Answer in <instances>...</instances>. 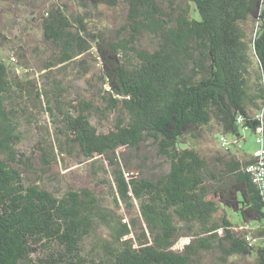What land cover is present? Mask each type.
<instances>
[{"label": "trees", "instance_id": "trees-1", "mask_svg": "<svg viewBox=\"0 0 264 264\" xmlns=\"http://www.w3.org/2000/svg\"><path fill=\"white\" fill-rule=\"evenodd\" d=\"M75 1L85 8L126 1L127 34L93 33L85 16L69 14L66 4L48 10L44 37L58 54L46 65L51 88H40L36 97L50 113L57 146L103 157L107 163L96 167L110 176L116 206L136 208L137 218L127 221L107 209L92 189L58 195L29 181L32 156L16 147L19 110L10 105L13 93L26 86L0 55V264H203L206 251H220L223 262L238 254L264 264V189L247 170L254 154L235 150L232 140L210 160L184 145L212 123L238 141L244 129L264 136V0ZM249 20L255 23L250 38ZM144 33L155 38L151 47L140 43ZM93 46L108 87L102 106L81 95L65 98L68 85L52 71ZM96 113L115 114L113 126L99 129L92 122ZM148 141L169 164L156 178L134 168L122 150L140 151ZM42 143L49 164L48 157L57 158L56 141ZM181 235L192 238L175 250ZM89 239L93 256L85 252Z\"/></svg>", "mask_w": 264, "mask_h": 264}, {"label": "rangeland", "instance_id": "rangeland-1", "mask_svg": "<svg viewBox=\"0 0 264 264\" xmlns=\"http://www.w3.org/2000/svg\"><path fill=\"white\" fill-rule=\"evenodd\" d=\"M68 6V13L71 15H84L89 31L107 37L118 35L128 22V5L126 1H121L118 6L111 7L100 4L97 7L85 8L75 0H0V32L5 39H0V55L10 63L15 74L23 80L26 89L24 92L13 93L10 105L16 109L19 126L20 142L17 148L32 156L33 167L26 172L29 181L38 183L58 195L68 189L89 188L96 192L101 199V204L107 209H114L122 214L127 221L137 218L136 208L128 209L124 204L117 207L113 190L110 187L106 173L96 166L103 162V157L99 156L89 159L80 154L77 146H67L61 150L57 146L54 125L51 123L50 113L42 107V102L36 97L40 88L50 89L51 81L47 77L46 65L53 62L58 54L55 45L44 37L42 19L47 15V11L57 6ZM193 16L199 18V13L192 6ZM244 27L248 37H252L255 31V23L249 20ZM123 32L122 35H126ZM94 44V41L90 39ZM155 38L149 33H144L140 37V43L145 47H151ZM97 48H93L75 58L73 63L53 66L52 71L63 84L68 85L65 98L72 99L77 96L94 98L102 106V93L107 85L102 80L101 62L98 60ZM85 62V63H84ZM254 67L257 62L253 60ZM57 92V91H56ZM21 107V108H17ZM115 114H110L104 118L99 113L93 116L92 122L101 130H107L113 126ZM200 137L189 135L186 138V146L199 149L208 159L224 154L225 148L220 143V136L224 135L221 128L212 123L202 129ZM243 138H234L232 134H227L228 138L237 144L232 146L235 150L252 154L257 147V133L251 129L242 130ZM44 138H51L56 141L55 150L57 158H49L40 149ZM125 151L129 161L138 168L143 175L148 177H158L169 170V164L158 155L156 147L148 141L140 151L122 149ZM95 160L98 162H95ZM104 164L107 161L103 162ZM107 167V166H106ZM108 168V167H107ZM27 170V169H26ZM220 212L218 216H221ZM230 219L236 223L240 218L236 212H229ZM178 225L181 223L176 220ZM103 236L108 237V229H100ZM183 233L184 230H181ZM191 236L181 235L176 244L175 250H182L184 245L191 240ZM95 243L91 239L85 244V252L93 256L96 252ZM220 251H206L203 253V264H256L254 255H232L227 262L220 258Z\"/></svg>", "mask_w": 264, "mask_h": 264}, {"label": "built area", "instance_id": "built-area-1", "mask_svg": "<svg viewBox=\"0 0 264 264\" xmlns=\"http://www.w3.org/2000/svg\"><path fill=\"white\" fill-rule=\"evenodd\" d=\"M263 128L259 129L262 132ZM220 143L224 148H227L231 144V140L228 138L227 135L220 136ZM257 147L254 150L253 154L256 158V161L250 163L247 170L253 176V181L259 184L261 188L264 189V136L262 133L258 134L256 137ZM261 238L259 237H252L253 242H258ZM264 239V238H263Z\"/></svg>", "mask_w": 264, "mask_h": 264}]
</instances>
